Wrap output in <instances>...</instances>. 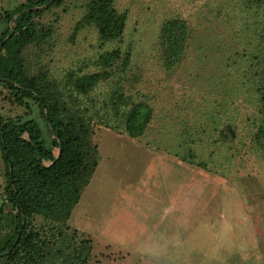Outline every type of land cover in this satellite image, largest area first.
<instances>
[{"label":"rangeland","instance_id":"1","mask_svg":"<svg viewBox=\"0 0 264 264\" xmlns=\"http://www.w3.org/2000/svg\"><path fill=\"white\" fill-rule=\"evenodd\" d=\"M26 1L0 0V17ZM105 1L123 16L115 37L91 18ZM31 10L36 36L22 70L73 121L84 163L97 166L67 230L27 215L43 242L30 264H81L87 238L83 264H264V0H49ZM17 14L0 19V36L15 31ZM93 73L99 80L81 92L76 82ZM24 102L0 81V119L34 117L56 156L41 107ZM134 112L149 118L137 136L127 129ZM65 184L48 191L60 210ZM1 220L0 239L9 227Z\"/></svg>","mask_w":264,"mask_h":264},{"label":"trees","instance_id":"2","mask_svg":"<svg viewBox=\"0 0 264 264\" xmlns=\"http://www.w3.org/2000/svg\"><path fill=\"white\" fill-rule=\"evenodd\" d=\"M48 1L27 0L13 10H5L0 17L9 21L14 13H18L15 18V31L11 33L10 29H7L0 36V81L12 90L18 104L25 103L26 98L39 104L41 116L53 136V145L58 149L55 156L45 145L40 124L34 117L0 119V149L5 166L7 190V195L3 196L4 200L0 204V221H3L1 219L4 217L10 227L0 239V264H30V261L39 259L43 242L37 231L28 229L27 215L35 212L56 219L63 223V230H67L65 221L70 218L71 210L78 203L82 189L88 185L97 166L96 161L92 166L84 163L83 137L73 121L65 122L58 113V107L50 105V100L42 94L43 88L40 84L38 86L35 80L27 77L22 70L21 51L36 36L32 16L38 11L31 9ZM50 1L54 3L57 0ZM107 2L95 10L92 9L91 18L98 22V29L104 37H115L122 32L123 16H115L109 6L110 2ZM173 23H167L162 30L161 42L164 48L166 41L163 33L171 29ZM182 43L184 39L178 38L177 49L173 52L175 58L171 60V64L178 61V47ZM110 59L111 57L108 61ZM99 78L95 73L85 75L76 82V86L81 92H87ZM148 121V115L137 118V112L130 114L127 120L128 133L131 136L140 135ZM260 132L264 134V127ZM66 181V194L57 197L61 208H64L60 210L49 202L52 197L48 191L52 184ZM6 203H10L17 212H7ZM64 231H60L61 236H64ZM80 242L89 244L86 248L78 250L76 255L77 261L83 264L89 259L91 240L87 238ZM42 257L43 255H40V258Z\"/></svg>","mask_w":264,"mask_h":264},{"label":"water","instance_id":"3","mask_svg":"<svg viewBox=\"0 0 264 264\" xmlns=\"http://www.w3.org/2000/svg\"><path fill=\"white\" fill-rule=\"evenodd\" d=\"M11 32H13V29L11 30Z\"/></svg>","mask_w":264,"mask_h":264}]
</instances>
